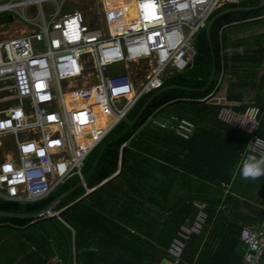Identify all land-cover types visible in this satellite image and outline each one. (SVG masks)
I'll return each instance as SVG.
<instances>
[{
    "label": "trees",
    "instance_id": "trees-1",
    "mask_svg": "<svg viewBox=\"0 0 264 264\" xmlns=\"http://www.w3.org/2000/svg\"><path fill=\"white\" fill-rule=\"evenodd\" d=\"M261 20L264 0H238L215 10L196 37L191 66L142 96L89 154L84 184L73 177L49 197L24 205L0 200L1 212L33 215L67 194L54 208L61 211L60 219L0 217V242L16 228V240L25 238L16 246L25 264H142L146 256L140 253L152 246L142 236L161 226L160 237L169 236L168 249L179 228L194 221L198 201L207 203L208 223L202 235L191 238L180 264H205L210 252L207 264L242 262V229L257 227L264 219V175L244 178L239 168L225 192L222 183L235 177L250 136L218 114L223 107L240 112L249 106L242 91L245 84H255L242 80L237 66L264 65V34L252 44L241 39L228 52L225 31ZM257 72H263V90L264 66ZM255 106L261 110L257 133L264 138V98ZM166 111L195 123L190 140L151 124ZM153 207L160 211L156 226ZM29 244L34 249L28 252Z\"/></svg>",
    "mask_w": 264,
    "mask_h": 264
},
{
    "label": "built area",
    "instance_id": "built-area-1",
    "mask_svg": "<svg viewBox=\"0 0 264 264\" xmlns=\"http://www.w3.org/2000/svg\"><path fill=\"white\" fill-rule=\"evenodd\" d=\"M71 1L0 0V17L12 18L0 26L9 30L16 23L27 31L0 38V200L24 205L73 177L84 184L89 154L142 96L191 66L198 33L215 10L238 0H136L137 24L115 33L102 0H95V26L81 10H65ZM45 2L54 10L45 11ZM218 118L250 136L239 165L250 152L264 155V143H255L264 142L257 133L259 107H223ZM150 122L184 140L196 131L192 121L172 114ZM96 123L106 124L97 135L91 130ZM55 205L37 218L60 219ZM193 205L194 221L179 228L167 249L172 264H180L191 238L206 230L207 204ZM240 240L243 264H264V219L244 227Z\"/></svg>",
    "mask_w": 264,
    "mask_h": 264
},
{
    "label": "crops",
    "instance_id": "crops-1",
    "mask_svg": "<svg viewBox=\"0 0 264 264\" xmlns=\"http://www.w3.org/2000/svg\"><path fill=\"white\" fill-rule=\"evenodd\" d=\"M260 34H264V20L228 28L225 31L227 51L228 52L233 51L236 47V44L239 43V41L241 39H243V41L246 40L249 44H252L255 37L257 38V36H259ZM254 48H255V46H254ZM263 66L262 67H258V66L256 67L255 65H251L249 63H243V64H240L237 66V68L240 70L239 72H240V76H242V80H246V82H249V83L252 82L253 85L255 84L254 87L252 85L245 84L246 86L243 88V91H242L243 92V102L245 105H247V104H249V106L250 105H256L257 102L260 101V97L264 98V89L260 90V88H259V82H260V79L262 77L263 72H257L258 69H259V71H262ZM252 74H255V75H252ZM172 115H174V114H172ZM195 132H194V134H195ZM239 168H240V165L238 164L236 167V171H235V177H233V179L231 180V182L229 184L222 183V187L225 189V192H227V191L230 192L231 184L233 183V181L237 177L236 173H237ZM188 188L191 189L192 187H188ZM176 189H177V187L175 188V190ZM261 196L264 197V194H262ZM161 199L159 198L158 202H160ZM170 203L171 202L168 201L167 205H169ZM145 204L148 205L146 202H145ZM153 211H154L153 214H155L153 223L156 226L155 222H158L157 219H159L160 211H159V209H157V207H155L153 209ZM159 221L161 224L163 223V221H161V219ZM260 224H261V222L258 224V226ZM11 230L12 231L8 232L7 236L0 242V264H25V263H20L21 260L23 259L24 253H20L19 255L16 254V246H17L18 241H20V242L25 241V238L23 237L22 239L16 240V236H19V234H18L16 228H12ZM160 234H161V226H157L151 236H149V237L142 236V238L148 239L149 242L152 244V246H148V247L144 248L142 253H140L143 255V258H144V256H146L143 259L142 264H172L168 255H167V249H166V246L168 244L167 238L169 236L164 234L166 236V238L160 237ZM5 241H7V248L6 247L2 248ZM33 249H34V247L32 245H30V247L28 248V252L33 250ZM242 251L244 252V247H243ZM211 254L212 253L210 252V254L207 255L208 259L206 258L205 264L210 262L209 258H211L210 257ZM73 255H75V249L73 250ZM242 263H243V261L242 262L234 261L231 264H242Z\"/></svg>",
    "mask_w": 264,
    "mask_h": 264
},
{
    "label": "rangeland",
    "instance_id": "rangeland-1",
    "mask_svg": "<svg viewBox=\"0 0 264 264\" xmlns=\"http://www.w3.org/2000/svg\"><path fill=\"white\" fill-rule=\"evenodd\" d=\"M105 11L107 13V17L109 20L110 28L113 33L117 30L118 32L126 30L130 25H135V17L132 12V3L133 0H102ZM42 8L51 12L54 10V5L50 2H45L42 4ZM73 8H77L83 12L86 17V23L95 26L96 24L100 25V22L97 19V3L95 0H72L68 6H66L65 10H71ZM8 35L16 36L21 35L26 30L22 29L18 24L14 23L9 26ZM5 32L7 29L0 27V32ZM22 31V32H21ZM6 35L5 33H0ZM132 68L135 70L134 66ZM170 112H161L160 116L165 117ZM106 126L104 123H96L94 127L91 129L93 134H99L101 130ZM3 233V232H1Z\"/></svg>",
    "mask_w": 264,
    "mask_h": 264
},
{
    "label": "clouds",
    "instance_id": "clouds-1",
    "mask_svg": "<svg viewBox=\"0 0 264 264\" xmlns=\"http://www.w3.org/2000/svg\"><path fill=\"white\" fill-rule=\"evenodd\" d=\"M255 143L261 144L264 142L257 139ZM240 175L252 179L264 175V155L257 157L251 152L246 155L240 164Z\"/></svg>",
    "mask_w": 264,
    "mask_h": 264
},
{
    "label": "water",
    "instance_id": "water-1",
    "mask_svg": "<svg viewBox=\"0 0 264 264\" xmlns=\"http://www.w3.org/2000/svg\"><path fill=\"white\" fill-rule=\"evenodd\" d=\"M12 18L9 16H4V17H0V24H4L7 22H11ZM81 184V183H80ZM90 193V192H89ZM67 194L63 195L59 200H57V202H55L56 204L66 196ZM38 216V214H33V215H28V214H15V213H8V212H1L0 211V217H4V218H17V219H36Z\"/></svg>",
    "mask_w": 264,
    "mask_h": 264
},
{
    "label": "bare ground",
    "instance_id": "bare-ground-1",
    "mask_svg": "<svg viewBox=\"0 0 264 264\" xmlns=\"http://www.w3.org/2000/svg\"><path fill=\"white\" fill-rule=\"evenodd\" d=\"M136 0H133V3H132V12H133V15L135 17V21H136V24H137V19H138V15H137V8H136ZM11 26V25H10ZM1 27V26H0ZM3 28V27H2ZM8 32L9 30L7 31H3V32H0V33H5L6 35H3V34H0V38H4V37H7L8 36ZM22 32V31H21ZM16 36H19V35H16Z\"/></svg>",
    "mask_w": 264,
    "mask_h": 264
},
{
    "label": "snow or ice",
    "instance_id": "snow-or-ice-1",
    "mask_svg": "<svg viewBox=\"0 0 264 264\" xmlns=\"http://www.w3.org/2000/svg\"><path fill=\"white\" fill-rule=\"evenodd\" d=\"M142 7H144L145 9H148L150 7V5L149 4H144V5H142ZM49 119H51V117H49ZM5 170H7V167H6Z\"/></svg>",
    "mask_w": 264,
    "mask_h": 264
}]
</instances>
